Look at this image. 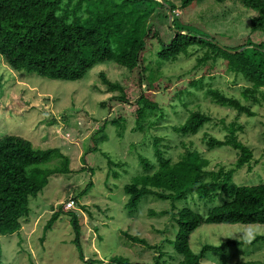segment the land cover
I'll use <instances>...</instances> for the list:
<instances>
[{
  "label": "trees",
  "instance_id": "obj_1",
  "mask_svg": "<svg viewBox=\"0 0 264 264\" xmlns=\"http://www.w3.org/2000/svg\"><path fill=\"white\" fill-rule=\"evenodd\" d=\"M159 1L0 0V56L13 71H26L49 80L79 81L95 66L103 64H112L131 75L136 74L140 91L134 102L136 128L133 130L143 134L151 132V136L143 139L140 146V170L124 187L128 214H135L143 199L150 195L169 202L171 212L162 211L159 216L171 214L172 233L174 229L176 233L175 239L168 240L167 244L173 246L175 254L180 256L178 264H202L208 253L225 259V264L224 255L244 243L228 240L220 246L205 245L196 253L191 247V238L203 225H264V184L237 185L234 182L237 171L246 167V172H252L255 164L254 150L239 139L238 132L244 131L240 116L254 117L253 106L260 102L259 96H264V41L244 43L231 53L214 40L207 43L203 36H190L179 23L178 8ZM202 1L181 0V8ZM215 1H232L255 11L257 16L249 19L251 29L264 34V0ZM158 9H162L158 16H161L160 22L155 15ZM207 48L208 51L201 55ZM238 49L242 50L237 52ZM148 52L155 57L146 65L145 54ZM195 54L200 56L198 67L205 66L206 71H210L222 60L223 72L242 75L250 83V87L242 92L246 104L219 89L205 90L206 98L215 105L239 112L236 120L225 128L229 131L225 140L210 136L205 139L210 150L221 147L235 150L237 159L231 167L220 164L211 169L205 154L192 143L182 141L196 136L206 125L213 123L210 115L202 110L192 111L184 121L169 125L162 105L150 91L159 89L155 85L161 79L163 66ZM100 78L106 92L119 94L110 98L109 103L128 102L123 84L110 81L104 73ZM143 84L147 85L148 91L141 88ZM189 86L202 90L203 80ZM196 92L189 88L180 90L175 95L176 104L187 108L188 103L197 98ZM106 105L109 104H101L102 107ZM125 122L123 117L105 120L92 137L93 150L107 140L108 125L116 128L118 137H124ZM179 147L184 152L176 155ZM103 154L112 166L120 165L113 163L107 153ZM54 160L58 164L52 166L50 163ZM69 166L70 159L59 148H35L29 140L18 135L0 138V237L20 233L31 213L30 200L46 189L53 176L70 174ZM91 185L88 184L87 189ZM216 200H220V204ZM150 214L157 216L153 210ZM60 215L61 210L52 214L45 226V234ZM69 215L73 218L77 236L74 244L80 258L84 259L77 216L73 212ZM127 236L136 244L147 245L144 239ZM258 239H264V236L254 241ZM150 248L156 249L155 246ZM111 261L132 264L120 256Z\"/></svg>",
  "mask_w": 264,
  "mask_h": 264
},
{
  "label": "rangeland",
  "instance_id": "obj_2",
  "mask_svg": "<svg viewBox=\"0 0 264 264\" xmlns=\"http://www.w3.org/2000/svg\"><path fill=\"white\" fill-rule=\"evenodd\" d=\"M159 2L175 5L179 23L188 34L203 36L207 43L214 40L233 52L244 43L264 41V34L253 32L249 22L257 13L241 4L203 0L181 8V0ZM160 13L162 9L156 10L158 22ZM206 51L208 48L200 54ZM150 55L145 54L146 65L155 57ZM198 55L163 66L161 79L155 85L159 89L150 91L162 105L169 125L184 121L192 111L202 110L210 115L213 123L182 141L192 143L205 154L211 169L220 164L231 167L237 159L235 150L231 147L210 150L205 139L210 136L225 140L229 134L225 128L236 120L239 112L215 105L206 98L205 90L219 89L246 104L242 92L250 83L242 75L223 72L222 60L210 71L205 66L198 67ZM101 73L125 86L128 102L109 103L110 98L119 94L106 92ZM135 76L112 64H103L95 66L79 81L49 80L26 71H13L0 56V138L18 135L35 148H59L70 159L72 171L53 176L46 189L30 200L31 213L20 233L0 237V264H89L91 261L90 264H115L111 259L118 256L129 259L132 264H156L158 258L159 264H178L181 260L173 246L167 244L168 240L175 239L176 233V229L172 233L171 214L159 216L162 211L171 212L169 202L150 195L143 199L135 214L129 215L126 209L128 197L124 187L140 170V146L143 139L151 136V132L143 134L133 130L136 128L134 102L140 91ZM200 80H203L202 90L189 86ZM141 88L148 91L145 84ZM186 88L197 91V98L187 108L175 102L176 93ZM258 99L260 102L253 106L256 115L242 114L239 119L244 126V131L238 132L239 139L254 150L255 164L252 172H246V167L237 171L234 175L237 185L264 184V96ZM103 103L109 105L102 107ZM121 117L126 119L124 137H118L116 128L108 125L107 140L93 150L92 137L103 122ZM176 152L178 155L184 150L179 147ZM103 153L120 165L112 166ZM50 164L55 166L58 162L54 160ZM88 184L92 185L87 189ZM69 200H73V205L67 208ZM216 203L220 204V200ZM59 210V220L45 234L47 222ZM151 210L157 216L150 214ZM69 212L75 213L78 219L84 259L74 244L77 236ZM127 235L144 239L147 245L136 244ZM263 236L264 225L260 224L203 225L192 235L191 247L198 253L205 245L220 246L225 241L237 240L244 244L224 255L225 264H264V239L254 241ZM154 246L156 249L150 248ZM224 261L215 253H208L202 264H224Z\"/></svg>",
  "mask_w": 264,
  "mask_h": 264
},
{
  "label": "built area",
  "instance_id": "obj_3",
  "mask_svg": "<svg viewBox=\"0 0 264 264\" xmlns=\"http://www.w3.org/2000/svg\"><path fill=\"white\" fill-rule=\"evenodd\" d=\"M72 205H73V201H70V202L66 205V207H67V208H70V207H72Z\"/></svg>",
  "mask_w": 264,
  "mask_h": 264
},
{
  "label": "water",
  "instance_id": "obj_4",
  "mask_svg": "<svg viewBox=\"0 0 264 264\" xmlns=\"http://www.w3.org/2000/svg\"><path fill=\"white\" fill-rule=\"evenodd\" d=\"M169 14H170V17H171V15H172V12L170 11V12H169ZM230 52H231V53H233L232 51H230Z\"/></svg>",
  "mask_w": 264,
  "mask_h": 264
},
{
  "label": "clouds",
  "instance_id": "obj_5",
  "mask_svg": "<svg viewBox=\"0 0 264 264\" xmlns=\"http://www.w3.org/2000/svg\"><path fill=\"white\" fill-rule=\"evenodd\" d=\"M72 201H73V200H72ZM69 202H70V200H69ZM69 202H68V203H69ZM68 203H67V204H68ZM67 204H66V205H67ZM64 207H65V205H64Z\"/></svg>",
  "mask_w": 264,
  "mask_h": 264
}]
</instances>
